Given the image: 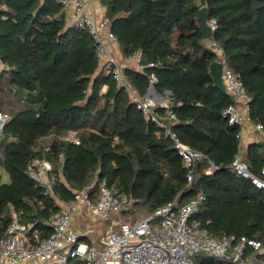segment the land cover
<instances>
[{
  "label": "trees",
  "instance_id": "1",
  "mask_svg": "<svg viewBox=\"0 0 264 264\" xmlns=\"http://www.w3.org/2000/svg\"><path fill=\"white\" fill-rule=\"evenodd\" d=\"M30 2L0 0V61L6 66L0 111L9 116L0 135V166L9 176L8 182L0 178V239L13 212L41 237L51 233L43 222L57 206L25 173L29 157L39 155L51 162L53 190L64 201L94 179V191L105 179L109 188L142 200L146 211L201 191L205 199L193 219L209 234L264 245V190L231 168L240 127L222 115L231 101L213 83L209 66L216 55L208 45L211 38L223 49L227 67L246 89L250 121L264 126V0H100L122 53H141L140 71L123 70L126 84L143 96L154 74L155 91L169 90L174 118L155 109L165 128L144 119L106 66L96 74L90 34L67 26L55 0ZM202 6L217 24L209 38L199 31ZM165 129L204 154L189 183ZM70 131L76 142L64 138ZM242 158L261 175L264 139L250 143ZM208 159L218 166L212 173L206 172Z\"/></svg>",
  "mask_w": 264,
  "mask_h": 264
},
{
  "label": "built area",
  "instance_id": "2",
  "mask_svg": "<svg viewBox=\"0 0 264 264\" xmlns=\"http://www.w3.org/2000/svg\"><path fill=\"white\" fill-rule=\"evenodd\" d=\"M57 2L61 9L73 8L76 26L90 34L96 57L101 66L107 67L106 72L112 71L117 86L129 91L132 101L146 119L165 128L155 109L162 107L174 118L170 110L173 102L170 92L165 91L163 99V95L155 91L154 74L150 75V86L143 96L132 91L124 81V68H133V65L139 70L143 68L140 51L117 59L112 52L116 37L108 28V19L95 20L90 14L87 0ZM206 23L212 36L216 29V20L208 18ZM211 49L216 55V60L223 63L221 78L226 90L238 101L237 104L230 102L222 115L229 124L242 125L246 120L243 112L248 111L249 97L246 89L241 79L227 67L223 49L213 40ZM148 65L153 66V63ZM247 119L250 120L249 116ZM8 120L9 116L0 111V135ZM254 130L264 136L262 124L255 123ZM165 135L174 141V147L187 167V182H191L193 166L204 154L179 141L175 134L167 129ZM217 168L214 161L208 159L206 172L212 173ZM231 168L237 175L250 179L258 189H264V169L261 175H254L240 154L234 156ZM25 173L36 185L43 188L44 194L53 195L55 177L47 159L39 155L30 156ZM204 199L201 191L183 203L174 198L134 222H129L121 217V212L134 209L136 199L109 189L104 181L100 184V193L96 200L92 198L91 187L74 190L66 206L44 222L51 228V233L41 240L32 241L26 235L33 223L24 227L16 218L13 219L4 237L0 239V264H197L195 256L226 264H264V245L260 241L244 236L235 239L233 235L215 237L193 219ZM82 210L89 211L107 223L100 238L101 248L80 241L83 233L76 229L74 215ZM91 230L88 228L86 232Z\"/></svg>",
  "mask_w": 264,
  "mask_h": 264
},
{
  "label": "crops",
  "instance_id": "3",
  "mask_svg": "<svg viewBox=\"0 0 264 264\" xmlns=\"http://www.w3.org/2000/svg\"><path fill=\"white\" fill-rule=\"evenodd\" d=\"M44 0H31L30 2V6L33 7V5L35 4H41ZM56 3L58 4L57 0H55ZM88 3H89V11H90V14L92 15V17L95 19V20H101L103 18L105 19H108L107 15H106V7L104 5L101 4L100 0H87ZM59 5V4H58ZM30 7V8H31ZM59 13L63 14V19H64V22L67 26H70V25H75V22H74V17H73V8L72 7H66L64 9H61L60 5H59ZM108 22H109V19H108ZM108 28L110 30V22L108 24ZM111 31V30H110ZM211 41L212 39L210 38L209 41H208V45L209 47H211ZM112 52L116 55L117 59H121L122 56L124 55L121 51V48H120V45L117 41V38H116V43H113L112 44ZM96 56V55H95ZM216 60V59H215ZM104 65L101 66L100 64V61L98 60V67H97V70H96V74H98L102 68H103ZM133 68L137 71H140L139 68L135 65H133ZM3 69H6V66L0 61V71L3 70ZM125 69V68H124ZM123 69V70H124ZM108 73V72H107ZM130 88V87H129ZM106 89V86H103L102 87V91H104ZM128 93L129 91L124 88ZM131 89V88H130ZM132 90V89H131ZM133 91V90H132ZM130 95V100L132 101V96L131 94L129 93ZM164 99V95L162 97ZM133 102V101H132ZM138 109V108H137ZM139 110V109H138ZM141 111V110H140ZM143 117L145 120L149 121L148 119L145 118L143 112L141 111ZM243 115H244V118L246 119L244 121V123L242 125H238L240 127V130H239V134H238V137H239V143H240V150L237 154H240L241 155V158H242V155H243V152L244 150L246 149V147L250 144V143H253V142H256V141H260V140H263L264 139V136H262L261 134H259L258 132H256L254 130V124L255 123H252L250 120L247 119V117L249 116V113L248 111H244L243 112ZM162 120V119H161ZM163 121V120H162ZM164 122V121H163ZM165 124V123H164ZM157 125V124H156ZM157 127H159L157 125ZM161 128V127H160ZM3 133V132H2ZM65 139H69L71 141H74L76 142L77 141V135L74 131H70L67 133V135L64 136ZM48 140H49V137H48ZM179 155V154H178ZM180 156V155H179ZM43 157V156H42ZM181 157V156H180ZM45 158V157H44ZM46 159V158H45ZM182 159V157H181ZM243 159V158H242ZM183 161V160H182ZM48 162L50 163L51 167H52V164L51 162L48 160ZM184 164V163H183ZM52 173L55 177V183H56V175L54 174L53 172V167H52ZM0 178H1V181L2 182H8L9 181V176L8 174L3 170V168L0 166ZM104 181L105 185L107 186L106 184V180L105 179H101V181H99V184H98V187H97V190L94 191V184L96 182V180L94 179L90 184L88 185H85L83 188H86V187H91V192H92V198L93 200H96L97 196L99 195L100 193V184ZM55 183L53 184V187L55 185ZM108 187V186H107ZM81 188V189H83ZM109 188V187H108ZM111 189V188H109ZM76 190V189H73L72 190V196H73V191ZM113 190V189H111ZM264 190V189H263ZM120 195H125V196H128V197H131L127 194H125L124 192H119ZM54 202L55 206H57V210L56 211H53L50 216L55 213V212H58L60 211L61 209H63L65 206H66V203L69 201H64L62 199H60L54 192L53 190V195H48ZM72 198V197H71ZM133 198V197H132ZM135 199V198H134ZM136 203H139L141 205H143V201L142 200H139V199H136ZM136 203L134 204V206L136 205ZM144 207V206H143ZM144 210H145V214L143 216H145L146 214H148L150 211H146L145 207H144ZM121 217L123 218V214L125 213V211H122L121 212ZM50 216L48 217V219L50 218ZM142 216V217H143ZM18 219L17 215L13 212L12 213V220L13 219ZM47 219V220H48ZM46 220V221H47ZM74 221H75V224H76V229L78 231H80L82 234V236L80 237V241H83L87 244H92V245H95L96 247L98 248H101L102 247V244L100 242V238L103 234V231H104V228L106 226V222L105 221H102L100 220L98 217H96L95 215H93L92 213H90L89 211L87 210H82L81 212L77 213L74 215ZM128 221V220H127ZM24 227H27V225L29 223H22L21 221H19ZM45 222V221H44ZM43 222V224H44ZM48 228L49 225H48ZM88 228H91L92 230L89 231V232H86ZM51 229V228H50ZM26 235L27 237H29L32 241H35V239H38V240H41L45 237H41L42 235V231L37 229V228H34V225L31 229H28V231L26 232ZM49 235V234H48ZM25 264H39L37 262H28V263H25Z\"/></svg>",
  "mask_w": 264,
  "mask_h": 264
},
{
  "label": "water",
  "instance_id": "4",
  "mask_svg": "<svg viewBox=\"0 0 264 264\" xmlns=\"http://www.w3.org/2000/svg\"><path fill=\"white\" fill-rule=\"evenodd\" d=\"M197 17L199 21V31H200L201 37L202 38L211 37V29L206 23L208 19L207 12H206V6L200 7ZM222 66H223V63L218 60H214L210 63L209 68H210V74L213 79V83L223 94H226L229 96L230 101L232 103L237 104L238 101H236L230 95V93L226 90L224 82L222 81V78H221ZM167 92L169 93V90H167ZM168 264H172V263H168Z\"/></svg>",
  "mask_w": 264,
  "mask_h": 264
},
{
  "label": "rangeland",
  "instance_id": "5",
  "mask_svg": "<svg viewBox=\"0 0 264 264\" xmlns=\"http://www.w3.org/2000/svg\"><path fill=\"white\" fill-rule=\"evenodd\" d=\"M145 214L143 205L136 203L134 209L125 211L123 214V219L128 220L129 222H134L135 220L141 218Z\"/></svg>",
  "mask_w": 264,
  "mask_h": 264
}]
</instances>
